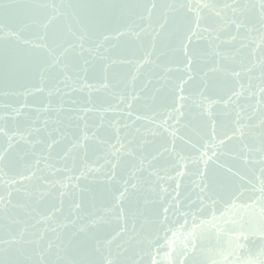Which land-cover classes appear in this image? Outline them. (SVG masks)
<instances>
[{"label": "water", "instance_id": "1", "mask_svg": "<svg viewBox=\"0 0 264 264\" xmlns=\"http://www.w3.org/2000/svg\"><path fill=\"white\" fill-rule=\"evenodd\" d=\"M262 12L0 0V264H264Z\"/></svg>", "mask_w": 264, "mask_h": 264}, {"label": "snow or ice", "instance_id": "2", "mask_svg": "<svg viewBox=\"0 0 264 264\" xmlns=\"http://www.w3.org/2000/svg\"><path fill=\"white\" fill-rule=\"evenodd\" d=\"M146 7V6H145ZM157 5L155 3L151 4V8L154 9L156 8ZM170 11L173 12H179L181 9L185 8L186 5L183 3H176V4H169L166 6ZM205 7H207V5H205ZM261 7L262 9H264V0H261ZM150 11V10H149ZM262 20H264V12H262ZM45 28H47V25H44ZM196 27H199V23L197 22ZM41 39H46L45 37H42ZM57 41V37L55 35H53L52 37V43L53 45H56V47H59L58 44H56ZM40 47H44L45 49L48 50L49 54L54 56L55 55V48L54 47H49V45L47 43L43 44V45H39ZM66 51V50H65ZM63 53H61L62 55ZM54 64H58L59 63V59H55L53 61ZM42 70H46V69H42ZM262 92H264V88L261 89ZM135 98V97H134ZM130 106V105H129ZM262 124H264V120L261 121ZM221 143H223V141H221ZM260 153H261V159L260 161H258L260 164L264 165V142H262L261 144V148L259 149ZM3 160V156H0V161ZM262 171H264V168H262ZM27 178V177H26ZM133 187H135V185H133ZM167 211V210H165ZM108 264H112L111 261H108Z\"/></svg>", "mask_w": 264, "mask_h": 264}]
</instances>
